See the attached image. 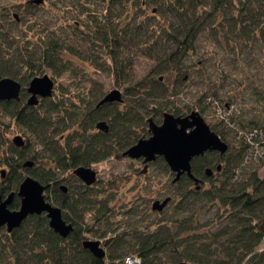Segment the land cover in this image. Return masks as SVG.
<instances>
[{
  "label": "trees",
  "instance_id": "obj_1",
  "mask_svg": "<svg viewBox=\"0 0 264 264\" xmlns=\"http://www.w3.org/2000/svg\"><path fill=\"white\" fill-rule=\"evenodd\" d=\"M54 1L55 19L65 11L67 22L56 29L38 25L37 40L10 33L9 10L0 13V80L22 84L20 100H0V169L7 171L0 197L17 193L33 176L48 186L47 200L61 208L74 230L63 238L47 215L30 216L12 233L0 232V264H126L136 256L141 264H264V177L250 169L264 160V119L245 101L249 95L263 105L264 85H257L254 75L241 81L234 76L257 63L264 66V0ZM138 54L155 66L136 81L132 71ZM72 58L108 72L125 90L124 102L99 106L107 93L79 84L28 106L30 81L50 70L55 78L72 76ZM192 79H202L205 86L187 105L185 84ZM228 81L237 88L225 90ZM218 98L224 115L212 130L228 144V153L209 151L192 161V175L202 180L199 190L187 175L173 183L176 176L158 158L154 163L172 180L166 185L171 202L163 212L149 211L153 219L131 213L133 223L118 231L110 207L113 191L107 202L99 200L93 186L74 175L76 168L127 158L124 152L148 135V119L161 121L165 113L185 117ZM100 121L111 123L108 133L98 129ZM14 126L25 134L23 147L10 138ZM42 149L46 160L38 156ZM31 160L34 165L25 167ZM215 173L226 181L215 184ZM65 174L71 176L65 179L66 192L60 180ZM20 206L16 195L11 208ZM95 227L101 229L100 239L111 236L102 259L83 246Z\"/></svg>",
  "mask_w": 264,
  "mask_h": 264
},
{
  "label": "rangeland",
  "instance_id": "obj_2",
  "mask_svg": "<svg viewBox=\"0 0 264 264\" xmlns=\"http://www.w3.org/2000/svg\"><path fill=\"white\" fill-rule=\"evenodd\" d=\"M30 1L32 0H0V13L3 12V9L9 10L11 19L9 21V24L7 25L8 31L12 34H17L20 38L23 39H38V37L34 36L36 34V30L38 28V25L43 28H52L56 29L59 27V24L66 23V19L64 18L65 14L62 11L59 12V21L56 20L55 16H57L55 11V1L54 0H44V5L40 7H36L35 9L32 7L34 5L30 4ZM3 4V5H2ZM36 6V5H35ZM57 7L61 8V5L58 4ZM63 10V9H62ZM14 13L21 18L20 23L15 24L16 18H14ZM56 21L58 23H56ZM71 64L76 69L74 74L70 76V73L63 74L60 78H55L53 73L50 71H46V73L39 75H48L51 76L53 80L55 81V89L54 92L56 95H60L63 90L72 88L73 85L80 87H93V90L96 89V91L102 90L103 94L120 89L123 94H125V90L123 87H118V85L115 82V79L112 78L108 72L101 73L97 71L95 68L90 67L87 63L81 62L77 59L72 58ZM134 68H133V76L135 77L136 81H139L142 79L146 74L150 72V70L155 66L154 62L151 59H147L141 54H138L136 58H134ZM255 68L250 70L249 72L247 69H244V72L241 71L239 73H234V76L236 78L240 79H247L250 78V76H253L255 83L259 85L261 88L264 85V66L261 65V63H257ZM212 69L209 71L211 74ZM242 75L244 77H242ZM203 79V77L201 76ZM202 79L198 81L195 79H192L190 82L185 84L186 86V92L184 94V101L187 103V105H193V94L196 92H199L203 90L205 84L202 83ZM198 81V82H197ZM225 90L229 89H235L237 88V84H234L230 81L225 82ZM253 86V85H252ZM74 88V87H73ZM90 88V87H89ZM251 91V90H250ZM246 94H249L246 92ZM29 98V97H28ZM27 98V100H28ZM246 106L255 107L257 112L253 115L260 119H264V104L263 105H256L255 102H253V99L249 96H245ZM184 103V104H185ZM221 99H215V100H207V102L204 103L203 108L204 111L196 108L192 109L190 113L193 111H198L203 119H205L206 123L209 124L211 130L214 127H219L218 123L221 119L220 116L224 115V107L221 106ZM248 108H245V111ZM255 110V111H256ZM249 111V109H248ZM176 116V115H175ZM247 116H252L251 113ZM184 117V116H182ZM158 125H162L163 123V117L161 121L156 120ZM15 127V126H14ZM16 128V129H15ZM14 128V134L10 136L12 140H14V137L21 135L24 139L25 134L21 133L20 130H18L17 127ZM146 131L148 132V135H143L145 139H148L152 136V133L149 132V124L145 127ZM214 131V130H213ZM34 142V140L32 139ZM234 143V141H232ZM137 143V142H136ZM34 148V146L32 147ZM36 148V146H35ZM37 149V148H36ZM46 152L44 149H42V153L38 154L40 158L44 157L45 159ZM48 159V157H47ZM46 160V159H45ZM48 163H50L48 159ZM256 164V166L254 165ZM252 164L253 166L250 168L251 171H254V169H258L259 174L264 177V160L263 162H254ZM50 167V166H48ZM98 175L97 179L98 182L93 185L92 190H96V192L99 194V200L107 202L110 197V191L112 190V196L113 200L111 202L110 207L114 208L115 216L113 219V222L115 223L113 227H116L118 231L123 232V229L121 227L127 226L130 223H133V220H128L131 213H134L135 211L141 212V215L143 216L141 220L148 219V217H151L153 219V215L149 213L152 212V206L156 200H163L166 199V196L169 193V188L166 187L167 183H171V177L167 173L164 172V169H162L161 165L158 163L150 164L149 170L146 174H142L143 169L145 168L142 161L129 159V158H123L120 160L111 158L109 161H105L102 163H98V165H94L93 167ZM2 169H0V187L4 184V180L7 177V171L5 177H2ZM71 176L68 174L60 175V180L64 181L62 183L63 186H70L69 182L65 180L66 178H70ZM227 177L224 175L219 176L215 173V176L213 177V182L215 184L222 183V181H226ZM72 185V188H76L77 181L76 180H70ZM76 185V186H75ZM205 189H209L211 187L210 183L205 184ZM111 189V190H110ZM77 190V189H75ZM106 190V191H105ZM108 191V192H107ZM46 192V191H45ZM49 196V193L46 192V196ZM47 200V198H46ZM48 201V200H47ZM49 202V201H48ZM51 203V202H50ZM54 206V203H52ZM171 208V206L169 207ZM147 214V215H143ZM169 213V212H168ZM213 215V214H212ZM211 215V216H212ZM147 216V217H146ZM87 220L92 224L91 216L87 217ZM101 229H98V227H95L89 234H87L88 240H97L101 242V246L105 248L107 252H109L108 248L106 247L105 239L108 238H99V233Z\"/></svg>",
  "mask_w": 264,
  "mask_h": 264
},
{
  "label": "water",
  "instance_id": "obj_3",
  "mask_svg": "<svg viewBox=\"0 0 264 264\" xmlns=\"http://www.w3.org/2000/svg\"><path fill=\"white\" fill-rule=\"evenodd\" d=\"M34 4H42L43 0H33ZM55 81L48 75L35 77L30 81L27 87L29 98L27 100L28 106H38L40 99H49L54 95ZM22 84L12 78L6 77L0 80V100H14L18 101L21 98ZM122 92L117 89L106 94L101 100L99 106L107 103L122 102ZM149 132L152 136L148 139L142 138L137 143L131 146L124 152L123 156L134 160H143L147 172L148 164L153 163L158 158H163L169 165L171 172L176 176L173 183H177L183 176H189L195 186L200 189L202 180L197 179L192 175V161L199 156H203L209 151L218 152L221 155L228 153L229 146L222 140L213 130L209 124L196 110L192 113L182 116H175L170 113H165L163 116L162 125H158L153 118L148 119ZM98 129L107 133L109 126L105 121H100L97 125ZM13 143L20 148L25 145V139L19 135L14 137ZM34 161H28L24 164L25 167L31 168ZM221 167H218L220 170ZM2 176L5 177L6 172L1 171ZM213 170L207 169L206 174L210 177ZM86 186H93L98 182L97 171L92 167H78L74 172ZM48 186L43 185L37 181L33 176L26 177L19 187L17 193L12 192L7 199L0 202V229L3 226L8 227V232L19 228L23 222L30 216L47 215L49 219V226L56 234L63 238L73 232L74 226L64 220L62 210L58 206L46 200V189ZM64 192L67 187L62 186ZM16 195L21 200V207L19 210L10 209L11 203ZM3 198V197H0ZM172 198L167 197L165 200H156L152 206L154 212H163ZM83 246L94 257L98 259L105 258L106 250L101 246V242L97 240H86ZM185 264V263H181Z\"/></svg>",
  "mask_w": 264,
  "mask_h": 264
},
{
  "label": "flooded vegetation",
  "instance_id": "obj_4",
  "mask_svg": "<svg viewBox=\"0 0 264 264\" xmlns=\"http://www.w3.org/2000/svg\"><path fill=\"white\" fill-rule=\"evenodd\" d=\"M30 4L34 5L33 0L30 1ZM8 14L10 15L9 11H8ZM13 16H14V18H16L17 22L20 21V18H19V16H18L17 14L14 13ZM119 90H120V89H119ZM120 91H121V90H120ZM110 92H111V91H110ZM121 92H122V91H121ZM108 93H109V92H108ZM124 96H125V95H124L123 92H122V100H123V101H122V102H118V103H123V102H124ZM118 103H109V104H118ZM163 116H164V115H163ZM153 121H154V120H153ZM155 122H156V121H155ZM156 123H157V122H156ZM107 124H108V126H109V129H108V132H109V131H110V128H111V123L108 122ZM157 124H158V123H157ZM108 132H107V133H108ZM146 136H147V135H146ZM142 138H144V137H142ZM140 140H141V139H140ZM138 141H139V140H138ZM138 141H137V142H138ZM127 158H128V157H127ZM138 161H142V163L144 164L143 160H138ZM153 163H154V162H153ZM150 164H151V163H150ZM150 164H148V166H149ZM144 166H145V164H144ZM144 169H145V168H144ZM144 169H143V170H144ZM148 170H149V167H148ZM148 170H147V172H148ZM147 172H142V174H146ZM15 198H16V197H15ZM15 198L13 199V201L15 200ZM18 198H19V197H18ZM1 199H2V200H5V199H7V198H0V202H1ZM19 199H20V198H19ZM13 201H12V203H13ZM12 203H11V204H12ZM20 204H21V200H20ZM20 207H21V206H20ZM10 209H12L11 206H10ZM19 209H20V208H19ZM19 209H12V210H19ZM3 230H7V232H8V227H6V226L1 227L0 232L3 231ZM8 233H9V232H8Z\"/></svg>",
  "mask_w": 264,
  "mask_h": 264
},
{
  "label": "built area",
  "instance_id": "obj_5",
  "mask_svg": "<svg viewBox=\"0 0 264 264\" xmlns=\"http://www.w3.org/2000/svg\"><path fill=\"white\" fill-rule=\"evenodd\" d=\"M126 264H141V259L139 257H128L125 261Z\"/></svg>",
  "mask_w": 264,
  "mask_h": 264
}]
</instances>
